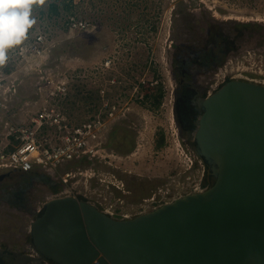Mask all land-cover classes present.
<instances>
[{"label":"rangeland","instance_id":"374dc122","mask_svg":"<svg viewBox=\"0 0 264 264\" xmlns=\"http://www.w3.org/2000/svg\"><path fill=\"white\" fill-rule=\"evenodd\" d=\"M30 20L26 38L0 64V97H8L0 141L7 123L28 126L46 107L73 124L101 118L116 158L98 168L119 187L93 182L91 193L83 176L62 178L88 169L83 161L58 168L59 181L42 171H0V248L33 255L32 224L48 197L66 189L121 217L137 216L156 194L174 201L211 183L195 148L201 102L229 82L224 74L264 82V0H44L30 5ZM161 92L160 105L144 98ZM117 129L134 141H110ZM7 191L21 198L8 202Z\"/></svg>","mask_w":264,"mask_h":264},{"label":"water","instance_id":"95a60500","mask_svg":"<svg viewBox=\"0 0 264 264\" xmlns=\"http://www.w3.org/2000/svg\"><path fill=\"white\" fill-rule=\"evenodd\" d=\"M201 104L195 148L208 190L132 218L54 198L30 246L49 264H264V85L231 80Z\"/></svg>","mask_w":264,"mask_h":264},{"label":"built area","instance_id":"2783aa9c","mask_svg":"<svg viewBox=\"0 0 264 264\" xmlns=\"http://www.w3.org/2000/svg\"><path fill=\"white\" fill-rule=\"evenodd\" d=\"M255 21H258V19H255ZM81 28H86V25L81 24ZM42 39L43 37H39V40ZM252 58L253 56L251 54ZM226 63L224 66L225 70L230 65H233V60L230 59ZM221 71H223V68ZM262 71L263 69H261L260 73ZM224 76V82H227V79L229 81L248 80L264 85V82L251 80L248 77L243 78L241 76L240 78V76L238 77V75L234 74L230 76L224 74ZM4 79L0 67V82ZM13 88H15L14 82L6 90L13 92ZM59 90L61 91V95L67 92V88L59 87ZM53 95L55 94L53 93ZM4 102H8L7 96L4 99L0 97V109L7 107V104H4ZM110 115L112 116L113 113H110ZM35 116L28 126H13L7 123L5 138L0 141V171L14 170L24 173L42 171L51 175L53 180L59 181L61 176L58 175V168L71 162L82 163L83 161L90 164L88 169L66 173L62 178L67 179V177L83 176L86 180V187L90 189L91 193H96V191H92L93 182H99L104 186L107 184V190L113 186L119 187V179L117 176L111 173H105L98 168L99 165H105V167L107 164L113 165L112 158L115 157V153L110 151L108 147L109 136L107 134L109 133V128L107 129V123L104 120L98 118L97 120L82 124H73L71 120H67L65 115L55 107H46ZM44 132L46 134L41 137V134H44ZM112 177H116L117 180H110ZM210 186L211 183L204 185L200 181L190 191L186 192V195L205 192ZM71 193V191L66 189L61 193L48 197V199L52 200L62 196H71ZM171 202L173 201L163 202L162 197H158L156 194L150 200H146L143 211L137 214V216L156 210ZM103 211L116 217L117 210L114 207H107ZM132 217L135 216L127 213L117 218Z\"/></svg>","mask_w":264,"mask_h":264},{"label":"clouds","instance_id":"9594fccd","mask_svg":"<svg viewBox=\"0 0 264 264\" xmlns=\"http://www.w3.org/2000/svg\"><path fill=\"white\" fill-rule=\"evenodd\" d=\"M44 0H0V64L6 59V49L19 45L26 38L30 20V5Z\"/></svg>","mask_w":264,"mask_h":264},{"label":"trees","instance_id":"16d2710c","mask_svg":"<svg viewBox=\"0 0 264 264\" xmlns=\"http://www.w3.org/2000/svg\"><path fill=\"white\" fill-rule=\"evenodd\" d=\"M60 6L59 5H56L55 2L54 3H51V9L56 11V13H58V10H59ZM145 99H149V100H153V103L157 104V105H160L161 104V101L163 99V93L161 92L160 94H157V93H154L153 95L152 94H147L145 97ZM132 134L130 133L129 130H126L124 133L123 132H120L118 129L115 130L111 136V138L116 141H120V143H125L126 145H130V142L131 140L134 141V138H132ZM113 142V141H112ZM124 144V145H125Z\"/></svg>","mask_w":264,"mask_h":264},{"label":"bare ground","instance_id":"6f19581e","mask_svg":"<svg viewBox=\"0 0 264 264\" xmlns=\"http://www.w3.org/2000/svg\"><path fill=\"white\" fill-rule=\"evenodd\" d=\"M199 123V122H198ZM200 156V155H199ZM203 160V159H200ZM15 192V191H14ZM31 249L33 251V255H27L20 252L14 253V260L17 264H39L42 262H45L46 264H49V262L44 258V256H41L34 246H31ZM35 262V263H34Z\"/></svg>","mask_w":264,"mask_h":264},{"label":"flooded vegetation","instance_id":"af4514ba","mask_svg":"<svg viewBox=\"0 0 264 264\" xmlns=\"http://www.w3.org/2000/svg\"><path fill=\"white\" fill-rule=\"evenodd\" d=\"M110 141L114 142L113 139H110ZM2 183H3L2 180H0V184H2ZM5 198H6L5 200H7L8 202L10 201L12 203V202H17L19 200V198H21V196L19 194H14L13 195V192L7 191L6 194H5ZM5 200L2 201L3 205L6 204ZM3 248H5V247H3ZM3 248H0V264H10L9 263L10 257L13 256L14 253L18 252V251H12V249H9V252H6V250L3 249Z\"/></svg>","mask_w":264,"mask_h":264},{"label":"snow or ice","instance_id":"6c2138e0","mask_svg":"<svg viewBox=\"0 0 264 264\" xmlns=\"http://www.w3.org/2000/svg\"><path fill=\"white\" fill-rule=\"evenodd\" d=\"M33 4H36V3H33Z\"/></svg>","mask_w":264,"mask_h":264}]
</instances>
